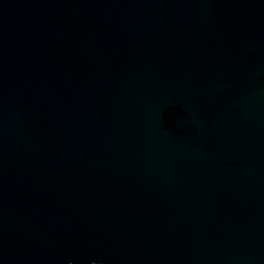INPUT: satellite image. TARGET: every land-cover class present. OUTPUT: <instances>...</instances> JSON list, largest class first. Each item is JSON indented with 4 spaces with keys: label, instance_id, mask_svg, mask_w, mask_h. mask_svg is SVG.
I'll return each mask as SVG.
<instances>
[{
    "label": "water",
    "instance_id": "obj_1",
    "mask_svg": "<svg viewBox=\"0 0 264 264\" xmlns=\"http://www.w3.org/2000/svg\"><path fill=\"white\" fill-rule=\"evenodd\" d=\"M0 264H264V0H0Z\"/></svg>",
    "mask_w": 264,
    "mask_h": 264
}]
</instances>
